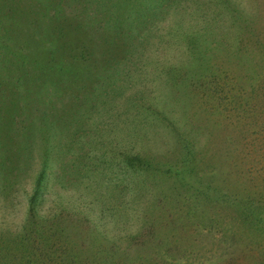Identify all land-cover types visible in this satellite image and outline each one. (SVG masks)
Wrapping results in <instances>:
<instances>
[{
    "label": "rangeland",
    "instance_id": "374dc122",
    "mask_svg": "<svg viewBox=\"0 0 264 264\" xmlns=\"http://www.w3.org/2000/svg\"><path fill=\"white\" fill-rule=\"evenodd\" d=\"M182 1L184 2L180 6L178 3L171 5L164 17L155 19L153 23L147 24L146 29L141 30L139 37L142 39V46L138 47L139 50L135 48L137 51L133 50V56L125 61L119 63V57L112 59L108 55L104 59L109 51L101 49L97 54L99 63L94 67L87 63L76 66L83 69L82 74H76L77 80L79 79L74 87L76 100L74 96L63 97L67 90L63 89L57 74L52 72L53 69L61 68L63 60L59 56L56 42L54 43L56 40L53 41L54 44L48 43L51 45L38 63L48 75L46 80L51 81L54 88L50 85L47 87L52 95L40 100L33 115L36 116L38 124L44 119V111L48 115H56L57 118L53 120L64 116L58 123L61 130L59 138L61 144L71 145L72 149L68 155L66 149L62 151V160L65 163L72 159H82L85 163L88 162L89 168H84L82 172L79 169L68 171L62 183H48L41 207L46 211L63 205L72 213H78L85 206H91L94 212L93 224L98 227L97 237L100 239L94 245L104 250L98 254V259L104 264H116L124 258L132 264L140 263V260L146 264L148 261L155 262L157 257L173 264L177 257L173 255L175 251H169L171 247L177 249L174 248V241L178 243L181 240H184L182 245H189L187 241L196 244V250L202 255L198 258L200 264H206L211 256L221 257L215 264H264V224L252 216L250 220L238 219L235 194L246 190V186L250 187L246 179H236L232 173L229 181L233 187L226 191L228 197L226 204L222 206L219 200L211 205L207 199L200 198L201 204L206 202L209 208L202 218H196L195 224L178 226L185 222L177 219V212L184 211L187 200L198 195L196 190L203 191V183L207 177L217 175L215 172H228L230 168L227 167H234L235 163L225 165L224 160L223 168L218 166L221 163L214 164L221 158L218 153L214 160L210 153L217 143L222 144V147L217 148L231 153V161L238 162L239 159L233 156L244 150L246 157L252 158L256 155L255 161H262L264 166V159L260 160V156L255 154L257 145L250 138L252 135L248 136V141L228 138L227 143V139H224V136L234 134L235 127L231 123L233 120L229 118H234V115H228V111L220 106L221 103L213 98L210 87L205 89L197 83L198 75L192 79L186 71L192 69L193 56L184 41L186 38H191V41L192 38L198 40L204 34L203 43H212L229 32L231 43L238 46L239 40L236 38L243 31L236 22L238 18H254L252 2L257 0ZM101 12L97 11V15L89 13V16L91 19L103 16L107 22V12ZM254 13L257 15L258 12ZM83 15L88 17V14ZM109 24L112 23H107ZM107 32L108 30L106 34ZM176 33L183 34L184 38L177 41ZM69 36L71 37L70 33ZM108 37V46L117 41L114 34ZM4 40L5 36L1 32L0 109H7L3 100L5 103L4 98L10 95L8 83L12 77L22 79L20 86L24 93L29 86L25 82L28 80L25 68L4 55L5 50L2 47L10 42ZM119 42L124 44V38H120ZM108 46L104 47L109 48ZM26 54L30 56V52ZM30 61L23 60V63ZM78 63L81 64V61L78 60ZM104 65L107 69L105 75L102 74L101 78L99 75L95 76L96 67ZM5 67L13 70L16 75L8 74ZM214 75L218 76L216 73ZM167 79L178 80V86L168 91ZM99 81L103 86L98 85ZM216 84L221 88L220 80ZM87 97L93 101L86 100ZM245 97L239 98L243 101L246 100ZM91 104L98 106L95 113L90 108ZM223 107H226V103ZM246 117V120H250L253 116ZM29 126L30 121L27 120L21 125L23 128ZM243 141L247 142L242 144ZM187 143L198 154L200 162L197 160L195 165V173H198L195 174L190 169L182 176L184 183L176 182L172 179L171 172H168L170 168L165 164L178 162L181 159L179 153ZM262 149L264 152V144ZM137 155L146 161L162 165L150 169L143 164L133 166L128 160ZM245 163L244 167L249 172L254 171L253 174H259L264 179V168L256 173L258 171L252 168L250 161ZM35 171H31L24 184L14 188L12 192L15 210L9 219L16 226L22 224L26 218L29 196L34 186L31 174ZM261 181L264 184V180ZM261 181L256 178L259 186L262 185ZM251 186L254 188V179ZM205 189V192L209 190L208 193L212 194L214 188L210 190L205 186ZM217 195L219 199L221 195ZM5 199L9 198L0 195V224ZM253 207L256 215L264 221V204L256 203ZM79 216L83 217L80 214ZM184 231L187 233L184 234ZM226 235L230 238H225ZM160 245L162 250L158 251ZM188 258L191 255L184 253L183 263L179 261V264H185Z\"/></svg>",
    "mask_w": 264,
    "mask_h": 264
},
{
    "label": "trees",
    "instance_id": "16d2710c",
    "mask_svg": "<svg viewBox=\"0 0 264 264\" xmlns=\"http://www.w3.org/2000/svg\"><path fill=\"white\" fill-rule=\"evenodd\" d=\"M182 2L184 1L0 0V34L3 32L4 41H10L5 47L1 46L2 50H5V53L4 51L3 53L15 62L17 61L20 67L25 68V75L28 76V80L25 82L29 84L24 93L20 86L22 85V79L17 78V76L12 77L8 83L10 95L4 98L5 103L3 100L4 107H7V109H0V195L9 198L4 201L5 206L2 212L4 221L2 219L0 224V264H104L98 259V254L104 250L94 245L100 239L97 237L99 234L97 233L98 227L93 224L94 218L92 216L94 212L91 206H85L78 213H72L63 205H57L46 211L41 207L48 183L51 181L62 183L68 171L73 172L79 169L82 172V170H85L84 168H89L88 162L85 163L82 159L76 161L72 159V161L65 163L62 160V151L66 149V155H68L70 149H72L71 145L61 144L59 138L61 130L58 123L64 116L53 120L57 118L56 115L53 113L48 115L44 111V119L38 124L36 116L33 115L34 108L39 105L40 100H44L47 95H52L47 87L50 85L54 88V84L46 80L48 75L45 74L38 63L51 45H48V43H53L56 40L54 43L56 42L55 45H57L58 52H60L59 56L63 60L61 68L52 71L57 74L58 79L60 78L64 86L63 89L67 90L69 94L66 93L63 97H75L74 87L79 80H77L76 74H82L83 72L82 68L76 66L87 63L94 67L98 62L97 54L101 49L109 51L105 56L103 54L104 59L108 55L112 59L119 57V63L125 61L128 57L133 56V50H139L142 43V39L139 37L141 30L146 29L147 24L153 23L155 19L164 17L171 5L178 3V6H180ZM252 3L253 9L251 10L254 18L250 17L245 20L238 18L236 22L243 31L236 38V40H239L238 46L233 42L231 43L229 32H226L225 35L222 34L221 37L217 38L218 40L214 39L215 41L212 43H203L204 34L198 40L193 38L192 41L191 38L190 40L188 38L184 39L190 47L189 53L193 56L192 69L186 71L190 73L192 79H195L198 75L199 80L197 83L205 89L210 87L213 98L221 103L220 106L228 111V115H234V118L229 117L233 120L231 123L235 127L234 134L224 136V139H227L226 142L228 143V138L237 141L238 138L247 139L248 136L252 135L250 138L257 145L255 154L260 156L258 157L260 160H263L264 0H257V2ZM86 11L88 12L86 13ZM97 11L107 12L105 14L108 15V21L106 22L103 16L99 19L94 17L91 19L89 13L97 15ZM254 12H258L257 15ZM83 14H88V17L85 18ZM107 23L112 24L107 25ZM106 30H108V36L114 34L117 38V41H113L114 43L112 42L113 44L111 43L110 46L106 44L110 40ZM176 34L177 41L184 38L183 34ZM120 38H124V44L119 42ZM191 42L194 43L191 45ZM26 52H30V56ZM28 59L36 63L31 61L30 63H23V60ZM78 60L81 61V64L78 63ZM6 69L8 74L13 73L16 75L10 68ZM106 71V65H104L96 67L94 74L95 76L99 75V78H101ZM218 80L221 82V88L216 84ZM166 84L169 87L168 91H171L178 86L179 81L176 79L168 81L167 79ZM98 85L103 86V83L101 84L99 81ZM15 89H18V92H15ZM248 94L250 95L245 97ZM242 95L246 100H240L243 97ZM76 99L77 97H75ZM86 100L93 101L89 97ZM225 103L226 107H223ZM97 107V105H90L94 113ZM251 115L253 117H250V120L245 119L246 116ZM26 120L30 121V126L21 127ZM249 122L252 124H249ZM247 123L249 124L248 129H246ZM249 131L251 132L247 133ZM245 143L243 141L242 144ZM215 147L210 152L213 159L215 160L218 157V153L221 158L219 161L217 159L214 164L221 163L218 166L223 168L222 160H224L225 165H233L234 163L235 165L234 167H227L230 168L228 172L217 173L214 171L217 175L213 174L206 178L203 183V191L196 190L198 195L187 200L183 212H177V219L185 222L178 226L195 224L197 217L201 216L202 218V215L207 213L208 203L201 204L202 199H207L211 205L216 200L220 201V206L226 204L225 200L228 197L226 191L233 187L229 181L232 173L236 176V179H246L250 184V187L246 186V190L235 194L236 201H234L238 206V219L250 220L252 216V218L264 224L259 215H256L253 207L256 203L264 204V184L261 181L264 179L259 174H253V169L252 173L244 167L245 162L250 161L252 168L258 171L256 173H259L264 168L262 161H255L256 155L252 158L246 157L244 150H241L233 156L239 159L238 162H234V160H230L231 153L229 151L217 148L222 147V144L217 143ZM179 155L181 159L178 162L175 164L168 162L165 166L170 168L168 172H171L174 181L183 182L182 176L188 173L186 171L190 169L195 173V165L200 160L198 154L188 146V143L185 144ZM128 161L133 166L146 165L147 169L162 165V163L157 164L152 163L150 160L146 161L139 155L131 157ZM33 170H36L31 174L33 175L34 186L29 196L26 218L22 224L16 226L9 219L15 210V206L12 204V192L14 188L21 187L24 184ZM189 175L193 176L192 174ZM256 178L262 182L261 186L256 182ZM253 179L254 188L251 186ZM223 184L224 189H222ZM185 185H187V182H185ZM205 186H208L209 189L214 188L213 193H208L209 190L205 192ZM217 194L221 195L219 199H217ZM229 200L233 199L229 198ZM232 205L234 206V204ZM79 214L83 216V219ZM186 233L184 231V234ZM225 238L230 237L226 235ZM84 242L87 246L84 245ZM187 242L189 245L186 246L182 245L184 240L178 243L174 241V248L177 249L174 250L171 247L169 251H175L173 255L177 257L176 263L173 264L183 263L184 253L191 255V258H188L185 264H200L198 258L202 255L196 250V244L190 241ZM157 250H162L161 245ZM220 258L211 256L209 257V263L206 264H215ZM157 260L155 262L148 261L146 264H160V262L171 264L161 257H157ZM138 262L140 263L136 262L135 264H145L141 260ZM116 264L132 263L124 258Z\"/></svg>",
    "mask_w": 264,
    "mask_h": 264
}]
</instances>
